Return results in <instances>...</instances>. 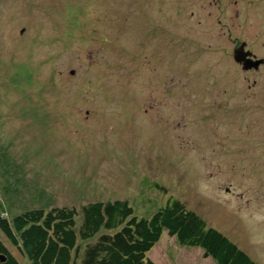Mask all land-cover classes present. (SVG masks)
Segmentation results:
<instances>
[{
  "label": "rangeland",
  "instance_id": "rangeland-1",
  "mask_svg": "<svg viewBox=\"0 0 264 264\" xmlns=\"http://www.w3.org/2000/svg\"><path fill=\"white\" fill-rule=\"evenodd\" d=\"M242 44L264 61V0H0V213L173 197L264 264V63ZM148 257L215 264L167 234Z\"/></svg>",
  "mask_w": 264,
  "mask_h": 264
},
{
  "label": "trees",
  "instance_id": "trees-1",
  "mask_svg": "<svg viewBox=\"0 0 264 264\" xmlns=\"http://www.w3.org/2000/svg\"><path fill=\"white\" fill-rule=\"evenodd\" d=\"M0 232L30 264H156L148 255L164 234L182 247L199 248L215 264H257L173 197L151 217L137 216L127 200L91 202L80 212L36 208L12 219L0 213ZM0 264H21L1 237Z\"/></svg>",
  "mask_w": 264,
  "mask_h": 264
},
{
  "label": "water",
  "instance_id": "water-1",
  "mask_svg": "<svg viewBox=\"0 0 264 264\" xmlns=\"http://www.w3.org/2000/svg\"><path fill=\"white\" fill-rule=\"evenodd\" d=\"M234 61L242 66L245 71L257 70L263 63V60L253 59V54L249 51H245V44L234 51Z\"/></svg>",
  "mask_w": 264,
  "mask_h": 264
},
{
  "label": "flooded vegetation",
  "instance_id": "flooded-vegetation-1",
  "mask_svg": "<svg viewBox=\"0 0 264 264\" xmlns=\"http://www.w3.org/2000/svg\"><path fill=\"white\" fill-rule=\"evenodd\" d=\"M253 57H254L255 59H257V57H256L255 55H253Z\"/></svg>",
  "mask_w": 264,
  "mask_h": 264
}]
</instances>
